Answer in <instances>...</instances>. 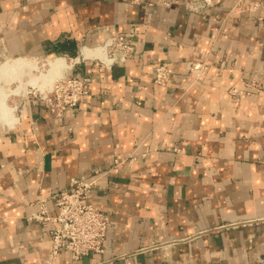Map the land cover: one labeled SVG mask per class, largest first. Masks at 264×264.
<instances>
[{
	"label": "crops",
	"instance_id": "crops-1",
	"mask_svg": "<svg viewBox=\"0 0 264 264\" xmlns=\"http://www.w3.org/2000/svg\"><path fill=\"white\" fill-rule=\"evenodd\" d=\"M189 1L0 0L1 59L78 55L119 33L135 42L125 63L76 66L96 78L76 109L58 118L33 104L0 130V264H46L36 201L55 214L54 193L95 169H110L89 197L110 218L104 252L53 264L264 259V0ZM205 58L194 81L187 63ZM162 62L174 67L166 86L154 81ZM243 77L263 89L233 100Z\"/></svg>",
	"mask_w": 264,
	"mask_h": 264
},
{
	"label": "built area",
	"instance_id": "built-area-1",
	"mask_svg": "<svg viewBox=\"0 0 264 264\" xmlns=\"http://www.w3.org/2000/svg\"><path fill=\"white\" fill-rule=\"evenodd\" d=\"M247 1L250 0H239L237 7L243 9ZM214 3L215 0H191L187 7L191 11H203ZM166 5H170V2ZM100 45L105 47L106 60L99 57H93L90 60H97L107 68H111L118 62L125 63L135 53V42L131 33L111 35ZM81 57L80 52L74 58L75 61L71 67H75V63H81V59L86 60ZM208 65L207 58L190 60L187 63V69L194 76V81H198ZM75 69L55 80L35 104L42 106L52 116L58 118L63 117L67 111L76 109L82 98L89 93L91 84L96 78L93 75H81ZM173 73L174 67L171 63H159L155 70L154 81L158 85L166 86ZM241 81L242 86L231 85L228 89V94L233 100L263 89L262 81L255 77H243ZM133 160L135 157L128 162ZM126 162L116 159L114 166ZM109 171L110 169H95L85 175L73 177L68 187L57 191L52 196L57 206L55 214L50 212L46 198L36 201L37 209L28 217V220L49 226L51 251L46 264H53L63 251H68L74 259H80L90 253L104 252L110 218L105 211L90 202L89 197L95 186ZM251 264H264V259Z\"/></svg>",
	"mask_w": 264,
	"mask_h": 264
},
{
	"label": "rangeland",
	"instance_id": "rangeland-1",
	"mask_svg": "<svg viewBox=\"0 0 264 264\" xmlns=\"http://www.w3.org/2000/svg\"><path fill=\"white\" fill-rule=\"evenodd\" d=\"M23 56L30 60L32 66L14 63V59ZM75 57L62 54L55 56L19 54L8 58L2 57V59L0 57V104L1 101L6 99L7 104L15 108L13 118L7 121L6 116L1 113L0 105V130L10 127L8 124L16 123L18 117L20 118L31 105L35 104L39 97L48 91L55 80L75 69L80 64L75 63V67H71ZM56 58H64L70 68H64L65 70L61 69L56 74L55 72L50 74L49 62ZM48 74H50L49 77Z\"/></svg>",
	"mask_w": 264,
	"mask_h": 264
},
{
	"label": "bare ground",
	"instance_id": "bare-ground-1",
	"mask_svg": "<svg viewBox=\"0 0 264 264\" xmlns=\"http://www.w3.org/2000/svg\"><path fill=\"white\" fill-rule=\"evenodd\" d=\"M81 54L83 55L84 58L87 57L85 59L99 57L103 60H106L105 47L102 45L84 46L81 50ZM14 63H17L18 65L27 64V65L32 66V63L30 62V60H28V58L25 56L14 59ZM49 64H50V74L51 73L53 74L54 72L56 74L61 69L70 68V65H68V63L66 62L64 58H56L55 60L50 61ZM50 74H48V77L50 76ZM6 101H7L6 99L1 101L0 105H1V113H3L6 116V120L8 121L13 118L15 108L9 106Z\"/></svg>",
	"mask_w": 264,
	"mask_h": 264
},
{
	"label": "trees",
	"instance_id": "trees-1",
	"mask_svg": "<svg viewBox=\"0 0 264 264\" xmlns=\"http://www.w3.org/2000/svg\"><path fill=\"white\" fill-rule=\"evenodd\" d=\"M73 52H74V53L72 54V57H75V56H77V55H75V54H76V53H75L76 51H75V50H73Z\"/></svg>",
	"mask_w": 264,
	"mask_h": 264
}]
</instances>
